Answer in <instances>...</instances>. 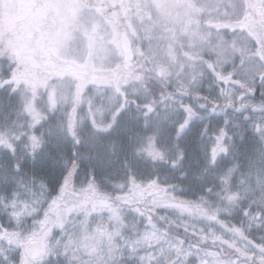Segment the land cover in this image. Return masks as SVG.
Masks as SVG:
<instances>
[{
	"label": "snow or ice",
	"instance_id": "6c2138e0",
	"mask_svg": "<svg viewBox=\"0 0 264 264\" xmlns=\"http://www.w3.org/2000/svg\"><path fill=\"white\" fill-rule=\"evenodd\" d=\"M0 264H264V0H0Z\"/></svg>",
	"mask_w": 264,
	"mask_h": 264
},
{
	"label": "rangeland",
	"instance_id": "374dc122",
	"mask_svg": "<svg viewBox=\"0 0 264 264\" xmlns=\"http://www.w3.org/2000/svg\"><path fill=\"white\" fill-rule=\"evenodd\" d=\"M176 3L178 0H161V3ZM199 3H204L205 0H198ZM182 8H174L172 9L173 17H170L169 20L165 22H161V25L158 26L152 33V44L157 49L158 52L161 54V58L163 60V63L166 64L169 68L173 71V78H175V73L179 72L182 77L185 79H190L191 76L196 75L200 71V63L199 61H187L184 57L183 53L185 51H191L189 49V39L185 36H182L180 34V24L175 21L180 20V16L176 15L177 13H182ZM151 14L153 18L157 17L158 15V9L156 7L152 8ZM120 22L125 23L123 24L126 26V22L123 20V18L120 20ZM133 26L137 29L138 32H140V35L143 36L144 33L141 32V28L143 25L138 22L135 17L132 19ZM144 23H150V21L145 18ZM165 28L169 29V31H165ZM175 30L176 39L173 41L171 39L172 37V31ZM135 43V38H133ZM173 45V51L176 56V61L173 62L170 57L167 56L168 52V45ZM181 64H183V70L181 71ZM189 65H192V67H189ZM135 118L132 119L131 122H134ZM230 183H233V181L230 180Z\"/></svg>",
	"mask_w": 264,
	"mask_h": 264
},
{
	"label": "trees",
	"instance_id": "16d2710c",
	"mask_svg": "<svg viewBox=\"0 0 264 264\" xmlns=\"http://www.w3.org/2000/svg\"><path fill=\"white\" fill-rule=\"evenodd\" d=\"M134 118H135V117H134ZM131 123H132V124L137 123V119L135 118V121H134V122H131ZM114 163H115V164H118V163H119V160H116ZM137 163H140V162L137 161ZM200 175H202L200 167L197 166V165L195 164V162H193L192 165H191V167H189V169H188V179L194 181V180H196V178H197L198 176H200ZM206 179H207V176L205 175V180H206Z\"/></svg>",
	"mask_w": 264,
	"mask_h": 264
},
{
	"label": "flooded vegetation",
	"instance_id": "af4514ba",
	"mask_svg": "<svg viewBox=\"0 0 264 264\" xmlns=\"http://www.w3.org/2000/svg\"><path fill=\"white\" fill-rule=\"evenodd\" d=\"M121 19H122V18H121ZM123 24H125V23L120 22V23H119V27H120L121 29H123V30H126V29H127V24H126V26H124ZM129 35H131V33H129Z\"/></svg>",
	"mask_w": 264,
	"mask_h": 264
}]
</instances>
